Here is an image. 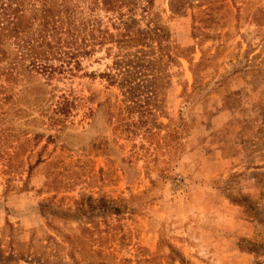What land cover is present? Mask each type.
<instances>
[{
	"label": "rangeland",
	"instance_id": "rangeland-1",
	"mask_svg": "<svg viewBox=\"0 0 264 264\" xmlns=\"http://www.w3.org/2000/svg\"><path fill=\"white\" fill-rule=\"evenodd\" d=\"M129 2L0 95V264H264V0Z\"/></svg>",
	"mask_w": 264,
	"mask_h": 264
},
{
	"label": "trees",
	"instance_id": "trees-1",
	"mask_svg": "<svg viewBox=\"0 0 264 264\" xmlns=\"http://www.w3.org/2000/svg\"><path fill=\"white\" fill-rule=\"evenodd\" d=\"M69 1L0 0V95L4 96L5 102L13 97L24 79L27 81L41 76L48 82L55 73L63 71L64 65H70L74 51L81 55L79 48L74 49V12L70 10ZM93 1L94 5L100 3L107 11L131 4L130 0ZM207 1L214 3L217 0ZM146 3V9L153 6L152 0ZM154 25L151 32L160 33L162 26ZM92 26L96 28L93 23ZM100 201L82 199L77 203L79 207L75 215L89 217V213L95 211L90 202ZM85 202L84 206L87 205L88 209L83 208ZM113 211L117 210L114 208Z\"/></svg>",
	"mask_w": 264,
	"mask_h": 264
},
{
	"label": "clouds",
	"instance_id": "clouds-1",
	"mask_svg": "<svg viewBox=\"0 0 264 264\" xmlns=\"http://www.w3.org/2000/svg\"><path fill=\"white\" fill-rule=\"evenodd\" d=\"M205 196L213 199L216 202V207L219 209L218 213H214L209 219V226L216 230H223L229 223L228 217L231 216L230 211L224 207L222 199L218 198L215 191H206Z\"/></svg>",
	"mask_w": 264,
	"mask_h": 264
}]
</instances>
